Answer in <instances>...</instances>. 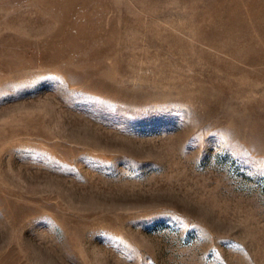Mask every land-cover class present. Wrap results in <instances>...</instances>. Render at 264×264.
<instances>
[{
    "label": "rangeland",
    "instance_id": "obj_1",
    "mask_svg": "<svg viewBox=\"0 0 264 264\" xmlns=\"http://www.w3.org/2000/svg\"><path fill=\"white\" fill-rule=\"evenodd\" d=\"M0 264H264V0H0Z\"/></svg>",
    "mask_w": 264,
    "mask_h": 264
}]
</instances>
